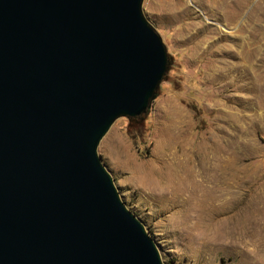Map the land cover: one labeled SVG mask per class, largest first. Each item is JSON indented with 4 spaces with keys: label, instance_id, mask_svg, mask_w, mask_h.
Listing matches in <instances>:
<instances>
[{
    "label": "water",
    "instance_id": "water-1",
    "mask_svg": "<svg viewBox=\"0 0 264 264\" xmlns=\"http://www.w3.org/2000/svg\"><path fill=\"white\" fill-rule=\"evenodd\" d=\"M143 0H0V264H164L98 146L168 66Z\"/></svg>",
    "mask_w": 264,
    "mask_h": 264
},
{
    "label": "rangeland",
    "instance_id": "rangeland-1",
    "mask_svg": "<svg viewBox=\"0 0 264 264\" xmlns=\"http://www.w3.org/2000/svg\"><path fill=\"white\" fill-rule=\"evenodd\" d=\"M168 66L98 146L164 264H264V0H143Z\"/></svg>",
    "mask_w": 264,
    "mask_h": 264
}]
</instances>
